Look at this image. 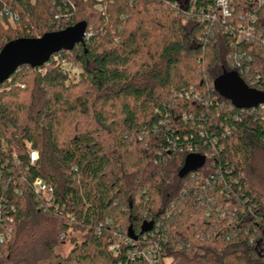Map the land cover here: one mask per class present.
<instances>
[{
    "label": "trees",
    "instance_id": "16d2710c",
    "mask_svg": "<svg viewBox=\"0 0 264 264\" xmlns=\"http://www.w3.org/2000/svg\"><path fill=\"white\" fill-rule=\"evenodd\" d=\"M193 1L214 3L0 0L19 16L0 17V51L82 21L100 29L59 53L77 80L50 58L0 84V209L14 208L0 264H148L127 252L154 242L159 264H264V107L242 111L215 90L235 37L176 13ZM258 16L264 28V6ZM249 47L244 67L264 92V46ZM188 144L206 163L182 176Z\"/></svg>",
    "mask_w": 264,
    "mask_h": 264
},
{
    "label": "built area",
    "instance_id": "2783aa9c",
    "mask_svg": "<svg viewBox=\"0 0 264 264\" xmlns=\"http://www.w3.org/2000/svg\"><path fill=\"white\" fill-rule=\"evenodd\" d=\"M248 1L249 5L244 4L241 0H214V3H208L207 6L198 5L195 1H193L190 3V5H187V7L190 8L189 10L187 8L183 10L177 9L176 13H183L186 17L197 16L199 20L205 23L206 31L208 32L215 30L217 23L221 22L220 25L224 31L234 35L235 37V41L232 44L233 52L230 54V65L234 67L231 71L237 72L245 84H247L250 88L256 89L254 87L257 81L255 76L260 77L259 70L253 69L249 66L244 67L248 62H250L252 58V54L245 49V46H250V50H252L256 44L264 46V28L259 26L260 17L258 16L259 9L264 6V0ZM3 16H7L9 21L13 24L19 21L18 14L10 11L8 8H4L2 11H0V17ZM93 35L94 33L89 31L87 26L85 32V41L92 38ZM260 39L262 42L260 41V44H258ZM60 52L51 56L53 62L65 71H71V68H69V60L61 56V54H59ZM245 75L246 77H244ZM258 106L264 107V104H260ZM245 109L246 108L240 110L244 111ZM184 118L187 119V115H185ZM28 148L30 149L31 146L28 145ZM179 151L184 152L186 156L191 153L201 154L189 144L186 148H181ZM28 152L30 164L35 165L39 159L38 151L30 149ZM204 166L205 164L203 167ZM32 186L43 201L41 205L42 207L45 205L51 206L54 204L53 189L44 181L42 177L36 178L33 181ZM5 209V206L4 208L0 209V247L3 250L6 249L12 237L13 217L11 211L14 212V208H11V211ZM126 241L130 242V240L127 239ZM119 246V244H114L110 247V249L115 251L119 248ZM161 253L162 248L158 243L154 242L147 247H132L127 252V255L131 261L143 259L148 264H159Z\"/></svg>",
    "mask_w": 264,
    "mask_h": 264
},
{
    "label": "water",
    "instance_id": "95a60500",
    "mask_svg": "<svg viewBox=\"0 0 264 264\" xmlns=\"http://www.w3.org/2000/svg\"><path fill=\"white\" fill-rule=\"evenodd\" d=\"M87 26V22L82 21L37 38H17L7 42L0 51V84L8 80L22 65L43 66L55 53L62 50L71 51L77 44H84ZM214 88L239 109L256 108L264 104V92L250 88L235 71L225 72L217 77L214 80ZM204 164L203 155L188 154L180 174L185 176L195 172ZM129 235L133 239L136 238L132 230Z\"/></svg>",
    "mask_w": 264,
    "mask_h": 264
},
{
    "label": "rangeland",
    "instance_id": "374dc122",
    "mask_svg": "<svg viewBox=\"0 0 264 264\" xmlns=\"http://www.w3.org/2000/svg\"><path fill=\"white\" fill-rule=\"evenodd\" d=\"M88 29H89V31H92L94 34H97L98 31L100 30V29L98 30L97 28H95L93 26H89ZM69 62H70L69 68H71V71H69L71 73V78L77 80V78L79 77L77 74L80 72L79 65L77 63H74L73 61H69ZM257 158L259 159L260 166H261V163H262L261 158L262 157L258 156ZM70 249H71V245L69 242H67V243L61 245L58 250L61 254L66 255Z\"/></svg>",
    "mask_w": 264,
    "mask_h": 264
}]
</instances>
